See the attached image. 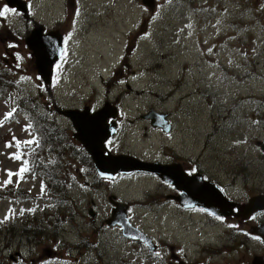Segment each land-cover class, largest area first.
Wrapping results in <instances>:
<instances>
[{"label":"rangeland","instance_id":"obj_1","mask_svg":"<svg viewBox=\"0 0 264 264\" xmlns=\"http://www.w3.org/2000/svg\"><path fill=\"white\" fill-rule=\"evenodd\" d=\"M261 2L264 0H199L195 5L188 0H153L152 6L147 7L142 0H32V19L0 0V11L8 9L0 16V78L4 76L0 81L5 82L1 85L3 89L0 86V185L9 181L8 189V184L18 181L21 162L15 158L18 150L12 138L26 145L33 142L35 124L30 129L26 114L32 118L34 108L36 127L41 133L35 132L36 142L39 138L48 152L43 160L33 157L34 164H38L37 173L46 171L56 176L58 182L50 189L54 201L55 193L65 194L64 191L68 199L65 213L69 220L62 231L68 249L63 247L57 253H62L63 260L54 257L53 264H104L106 260L96 261L98 253L94 255V249L103 251L110 264H169L168 249H162L160 262L152 256L143 261L137 244L117 236L116 225L108 227L114 231L110 234L106 228L91 226L96 219L92 223L90 219L84 220L82 215L91 218L89 209L93 211L95 204L97 211L109 212L106 197L109 192L127 204L138 194L139 203L151 205L140 211L134 205V220L145 223L141 224L144 228L157 227L174 238L172 244L180 259L172 264H178L179 260L184 264H252L256 255L264 256V243L250 233L258 219L246 223L232 218L210 221L199 210L179 213L166 205H157L163 192L155 191L158 187L155 180L123 178L108 188L103 185L107 190L98 199L93 192L96 189L93 170L86 167L85 177L86 170L77 163L78 153L70 155L79 142L72 135L70 122L59 113L64 110L62 106L98 109L110 99L109 104L117 103L126 117L141 118L135 125L123 124V131L117 136L118 150L132 156L141 153V159L149 161L159 154L163 138L157 130H148L149 121L141 115L151 109L170 114L174 129L167 150L170 152L171 147L181 155L178 163L198 165L211 179L226 185V195L231 200L247 203L257 192H264V4ZM78 5L88 12H83L84 17L77 22H71ZM60 13L62 19L67 13V22L63 19L56 23ZM42 24L60 33L64 40V56L56 65L51 88L40 80L34 65L36 58L24 42L29 31H40ZM135 46L132 57L124 61L127 65L120 66L124 52L131 54ZM118 70V77H126L115 84ZM111 74L115 80L107 83ZM255 101L259 108L253 112ZM18 104L26 114L18 110ZM61 149L64 154L58 159ZM63 168L68 176L72 175L68 179ZM23 184L31 192L32 187L38 188V182ZM143 186L153 192L140 196L138 190ZM6 189L0 191V264H10L8 254L11 257L15 249L24 252L17 241L6 242L2 250L6 236L2 228L15 225L7 234L14 237L19 226L35 217L26 213L29 207L26 201V216L19 218L20 208L13 209L18 203L14 201V205L12 199L2 198ZM15 193L14 189L8 190L9 196ZM45 207V214L53 218L62 209L48 203ZM98 225H102L100 221ZM81 238L89 244L87 251L78 249ZM12 264L29 262L20 260Z\"/></svg>","mask_w":264,"mask_h":264},{"label":"flooded vegetation","instance_id":"obj_2","mask_svg":"<svg viewBox=\"0 0 264 264\" xmlns=\"http://www.w3.org/2000/svg\"><path fill=\"white\" fill-rule=\"evenodd\" d=\"M255 111V110H254ZM253 111V112H254ZM137 120H141V118L139 116L133 117L132 119L130 118H126V120L122 119L121 116L119 115L118 117H116L115 121L117 122L118 125V133L120 131L123 130V124L124 123H129V124H136ZM170 123H171V130L169 133L165 134L163 132H161L160 130H157L158 132H160L161 136H162V141H161V146H160V150H159V154L157 156H152V158L154 160H158L159 162H161L162 164H172L175 162H180L181 159V155L178 153H175L172 151V148L169 147L170 152L167 150V147L170 145V139L173 137V129H174V123L171 122V118H170ZM147 122V121H146ZM148 123V122H147ZM148 128V127H147ZM127 152V151H126ZM173 152V153H172ZM177 152V151H176ZM136 156L141 158V153H138ZM151 157V156H148ZM166 157V158H164ZM146 160V159H144ZM181 164V167L176 168V171L174 172V174H178L180 176V173L183 172L186 175H191L193 173L196 172H201L202 175L204 176V178L206 179H211L209 175H207L203 169H197L198 167H195V164ZM164 168H175V167H164ZM57 169V168H56ZM91 169V168H90ZM166 170V169H165ZM27 171L20 173H18V184L14 187V190L16 191L14 196H9L8 195V190L6 189L5 186L2 187V190L6 189V193L4 192L2 198L3 200L6 199H12L13 201H17L20 202L19 204V218L25 217L26 213L30 215L35 214V217L33 219H31L30 221H28L27 223H25L24 225L19 226L15 233L16 235H14V237H12V235L8 236L7 234L14 228L16 227L11 226L10 228L5 227L2 228V230H6V236H5V245L4 247H2V250H4L6 248V242L7 243H11V242H16L18 243V245L23 246L24 247V252L19 251V249H15L14 250V254L11 255L10 257V253L8 254V259H10V264H12V262H19L20 260H24L25 262L28 261L29 264H53V260L52 258H56L57 260L60 259V261L63 260V255L62 253L57 254L59 251H61L63 249V247H65L66 249H68V240L66 241V245L64 243L63 240V234L62 231L66 230V225L68 223V217L66 215L65 212L68 211V199H67V191H64L65 194L61 193V194H56L55 193V201L54 198L51 196L50 193V189L52 188V185H54L53 183H57V178L56 176L54 177L53 175H51L49 172L44 171L42 174L41 173H37L35 172L33 169L31 170V172L36 175V178H34V182H38V188H34L32 187V189L34 190V192H31L32 190L30 189H24V184L23 182L27 181ZM63 173L64 175L67 177L68 179V174L67 171L63 168ZM170 173V172H168ZM85 177H87V170L84 172ZM91 175L93 176L92 178H94L95 180V187L96 189L93 191L94 194L96 195V197L98 199H100L104 194H105V190L107 189H103V185L105 188H108V185L112 184H116L119 181H122L123 178H127L126 181H136L138 178L140 177H146L149 178L151 180H155L157 182L158 187H155V191L156 192H163V195H161V201L157 202V205H166V207H171L173 210L177 211L180 213V211L185 212V211H193V210H199L201 212L204 213V215L210 220L213 221L214 219H217L218 221H222V220H227V218H232V219H236L237 222L239 223H243V222H248L251 221L252 219L256 218L258 219V222H256L255 224H258L260 222H264V220L261 221V219H264V211L259 212L257 214H254L248 218H240V217H235L234 213L237 212L238 210V206L240 203L242 202H238L236 206L232 209V214L229 216H217V215H213L209 212L204 211L201 208L198 207H192V208H188L185 207L183 205H181V203L179 202V200L177 199V197L181 194V191L176 188L173 184L163 180L162 178H160V176H157L155 174L152 173H147V172H132L129 174H120L118 176H114V178L112 179H103L101 178L97 173L95 175L94 171H92ZM64 181L66 180V178H62ZM213 180L215 183H217L221 189L226 193V185L224 183L218 182L215 179H211ZM92 182V181H90ZM86 185H88L91 188V184L89 183V181H86ZM99 186V187H98ZM144 190H141V189ZM142 188H139L138 193L139 195H143L144 192L145 193H151L153 192V189L150 188L148 190H146L147 186H143ZM43 189V190H42ZM113 188H110L108 190H112ZM27 191L28 193H18V191ZM39 193V194H36ZM257 195H264V192L259 191L256 193ZM136 196H138V194H136L133 197V201L130 204L125 203L124 201H122V199L119 196H116L114 193L109 192L106 197L108 199V203L109 205H107L109 212L106 213L104 212H99L96 210L95 206H94V210L92 211L91 209H89V212L91 213L90 216L91 218H88L87 216L82 215V217L84 218V220L86 219H90V223H92V219H96V223H92L91 226H98L101 230L106 228L107 232H110V234H113L114 231H110V229H108V227L111 226H117V236L120 235L121 237H123L124 240H128L131 241L133 244H137L138 245V249H140V254H141V258L144 259L149 258L150 256L154 257L157 262H160V259L163 258L162 256V249H168V263L172 264L173 261H176L178 259H180L179 254L175 252L174 250V245L173 237L170 236H166L164 235L161 230H158L157 227H154L152 229L149 228H144L143 226H141V224L146 225L145 223H143L141 220H134L133 217V212H132V207L134 205H136V208L140 211V210H147L148 206H151L150 204H141L139 203V198L138 201L136 200ZM26 201L29 202H33V206L31 209H26V213L24 212V207H26V204L24 205V203H26ZM236 202V201H235ZM48 203L49 206L50 205H58L59 209L60 207L62 209H60L61 213L60 215H56L54 218L51 217L50 215L45 214L46 212V207L45 204ZM31 203L28 204V206H30ZM52 207V206H51ZM106 207V206H105ZM122 208L124 211V216H126L128 222L130 223L131 226L137 228L144 236L143 240H137V239H131V238H127L124 237L122 234V226L120 224H118L117 220L115 219L114 216V210L116 208ZM38 209H40V213H38ZM102 213V214H101ZM73 215V214H72ZM166 217V215H165ZM165 217L163 218V220L165 219ZM56 219H58V224L56 225ZM98 221H100V223L102 225H98ZM111 222V223H109ZM89 223V224H90ZM39 225V226H38ZM107 226V227H104ZM114 229H116V227H114ZM32 231H34V235H32ZM166 237V238H165ZM15 238V239H14ZM149 238V239H148ZM158 239L161 240V242H158ZM80 244V247H78V249L80 250H88V242L84 239L81 238V240L78 242ZM77 243V245H78ZM84 244L86 247H84ZM82 245V247H81ZM160 250V251H159ZM26 251H28V255L29 259H28V255H26ZM101 251V250H100ZM100 251H96V249L93 250V254L96 255V253H98V255H96L95 259L96 261H103L106 260V262L104 264H110L111 260L108 261L107 258H104L105 255H102V253H104L102 251V253H100ZM158 252V255H154V253ZM143 253V255H142ZM172 260V261H171ZM95 261V262H96ZM101 264V263H98ZM178 264H184L183 262H181V260L178 261Z\"/></svg>","mask_w":264,"mask_h":264},{"label":"water","instance_id":"obj_3","mask_svg":"<svg viewBox=\"0 0 264 264\" xmlns=\"http://www.w3.org/2000/svg\"><path fill=\"white\" fill-rule=\"evenodd\" d=\"M5 2L9 7L26 12L25 4L21 0H5ZM143 3L152 6L153 0H143ZM40 31L42 32V29H40ZM40 31H38V29H33L30 34L25 37V43L28 48L32 50L36 58L35 63L38 73L46 82H50L52 66L62 55V37L58 33L48 32L42 34ZM111 107L110 105H106L100 110L92 113H89L88 109H65L62 111L72 122L76 130L73 134L74 137L80 141L91 154L94 165L97 167L100 176L112 178L115 174L133 171L153 173L173 184L181 191V194L177 197L181 205L185 207L199 206L212 214L220 216H229L232 214V209L237 203L226 198L218 185L211 181L204 180L200 173L186 175L181 172L179 176L178 174H174L176 168L181 167L178 163L162 164L158 161L141 160L132 155L111 154L105 147V141L115 133L114 123H106V120L110 116L114 117L117 114L115 113V109ZM143 117L149 118L153 126H158L164 131H169L166 114L151 109L146 112ZM164 167L175 168L169 169ZM192 181H196L198 184L195 192H189L187 188V183ZM262 210H264V196L256 195L250 197L247 203L239 204L238 210L234 213V216L248 218L251 214ZM114 212L115 219L118 224L123 226V233L126 236L138 239L143 238L144 235L142 233L128 224L124 212H122L120 208H117ZM262 229H264V223L252 226L250 232L258 234L264 242V233ZM251 263L264 264V260L261 256H255Z\"/></svg>","mask_w":264,"mask_h":264},{"label":"trees","instance_id":"obj_4","mask_svg":"<svg viewBox=\"0 0 264 264\" xmlns=\"http://www.w3.org/2000/svg\"><path fill=\"white\" fill-rule=\"evenodd\" d=\"M189 2H193V0H188ZM198 0H194V2H197ZM261 4H264V2H261ZM125 59H127V58H124V60L123 61H125ZM125 63V62H124ZM126 64V63H125ZM4 76H1V78L0 79H2ZM0 86H1V83H0ZM4 88V86H1V89H3ZM36 115V114H35ZM37 116V115H36ZM40 132V131H39ZM54 135V134H53ZM8 138H9V136H8ZM52 140L53 141H55L56 139L54 138V136L52 137ZM82 151V149H80V147H78V146H76L75 147V151L74 152H72V153H70V155L71 156H73V155H75L76 153H80ZM33 152H34V150H32V151H27L26 152V155H27V160L31 163V165H32V167H38V164L37 163H35L34 164V161H35V158H33ZM59 153H60V157L59 156H57L58 157V159H61V157L63 156V151H62V149L61 150H59ZM60 163H61V161H60ZM81 163H83L84 165H90V167H92V163H91V161H90V157H89V155H88V153L87 152H82V157H81ZM198 167V166H197ZM0 191H1V186H0ZM71 247H72V245H71ZM72 248H74V247H72ZM76 250H78V249H76Z\"/></svg>","mask_w":264,"mask_h":264},{"label":"bare ground","instance_id":"obj_5","mask_svg":"<svg viewBox=\"0 0 264 264\" xmlns=\"http://www.w3.org/2000/svg\"><path fill=\"white\" fill-rule=\"evenodd\" d=\"M28 101V100H27ZM29 102V101H28ZM30 103V102H29ZM263 105H264V103H263ZM37 109H38V107H37ZM37 111H35V109L33 108L32 109V111H31V116H32V118L33 117H36L37 118ZM214 184H216V185H218L217 183H215L213 180H211ZM188 185H187V188H188V190H189V192H195L196 191V188L198 187V184L196 183V181H192V182H188L187 183ZM219 186V185H218ZM220 187V186H219ZM262 232L264 233V229H262Z\"/></svg>","mask_w":264,"mask_h":264},{"label":"snow or ice","instance_id":"obj_6","mask_svg":"<svg viewBox=\"0 0 264 264\" xmlns=\"http://www.w3.org/2000/svg\"><path fill=\"white\" fill-rule=\"evenodd\" d=\"M8 11V9L5 7L2 11H0V16H3L4 15V13L5 12H7ZM10 115V114H9ZM16 159H19V157L17 156V157H15ZM25 171H27V169L26 168H21L20 169V173H23V172H25ZM12 175V173H9V176H11ZM9 181H6L5 183H8ZM43 190V189H42ZM7 218V217H6Z\"/></svg>","mask_w":264,"mask_h":264}]
</instances>
